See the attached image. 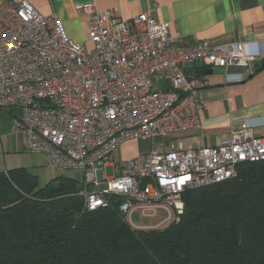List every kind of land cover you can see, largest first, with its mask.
I'll return each instance as SVG.
<instances>
[{
    "label": "built area",
    "instance_id": "built-area-1",
    "mask_svg": "<svg viewBox=\"0 0 264 264\" xmlns=\"http://www.w3.org/2000/svg\"><path fill=\"white\" fill-rule=\"evenodd\" d=\"M76 9L89 21L84 45L67 36L56 15H42L27 0L0 4V110H19L14 131L25 138L24 152L43 154L46 166L60 172L81 173L86 210L117 198L132 229L163 228L178 221L185 191L233 179L241 164L264 162V136L235 118L239 127L219 145L153 148L106 178L107 160L121 143L199 127L202 85L186 75L189 65L247 69L258 53L240 42L177 46L182 38L149 13L125 22L116 7ZM136 211L163 216L139 227L131 220Z\"/></svg>",
    "mask_w": 264,
    "mask_h": 264
},
{
    "label": "trees",
    "instance_id": "trees-1",
    "mask_svg": "<svg viewBox=\"0 0 264 264\" xmlns=\"http://www.w3.org/2000/svg\"><path fill=\"white\" fill-rule=\"evenodd\" d=\"M80 183L39 188L24 167L0 171V264H264V162L187 190L178 221L132 229L117 202L88 211Z\"/></svg>",
    "mask_w": 264,
    "mask_h": 264
},
{
    "label": "crops",
    "instance_id": "crops-1",
    "mask_svg": "<svg viewBox=\"0 0 264 264\" xmlns=\"http://www.w3.org/2000/svg\"><path fill=\"white\" fill-rule=\"evenodd\" d=\"M6 1L0 0V4ZM27 1L44 16L56 15L67 36L82 45L86 44L89 21L76 6L93 3L100 10L116 7L119 18L125 22L149 13L157 22L166 24L171 35L182 38L177 46L201 42L220 46L240 42L247 45V50L258 53V58L247 69H213L203 74L205 69L200 65H189L185 69L186 75L202 85L199 99L204 108L198 113L199 127L152 140L134 139L121 143L109 156L105 167L110 166L113 174L114 167H120L153 148L164 152L172 148L199 149L219 145L239 127V124L232 123L235 118L253 123L257 126L254 135L264 136V0ZM158 86L163 83L158 82ZM17 117L19 110L16 108L0 110V153L4 152V144L7 152H22L24 149V136L14 131ZM2 168L6 171L17 167L3 164ZM155 224L157 222L145 227Z\"/></svg>",
    "mask_w": 264,
    "mask_h": 264
},
{
    "label": "rangeland",
    "instance_id": "rangeland-1",
    "mask_svg": "<svg viewBox=\"0 0 264 264\" xmlns=\"http://www.w3.org/2000/svg\"><path fill=\"white\" fill-rule=\"evenodd\" d=\"M3 151V153H0V170L3 171V164L5 165V167L10 168H27L28 171L31 172V174L37 177L39 188L44 187L50 180H54L59 176L68 177L78 182L82 181L81 173L76 170L60 172L56 169L47 167L45 164V157L41 153H26L23 151L7 152L5 144L3 145ZM114 155L115 157H118L116 153ZM105 175L106 178H110L113 176L112 168L110 166L105 169ZM162 216L163 215L161 213L153 218L149 216H141V214L136 211L133 213L131 220L134 225L145 227L158 222V220L162 218Z\"/></svg>",
    "mask_w": 264,
    "mask_h": 264
},
{
    "label": "water",
    "instance_id": "water-1",
    "mask_svg": "<svg viewBox=\"0 0 264 264\" xmlns=\"http://www.w3.org/2000/svg\"><path fill=\"white\" fill-rule=\"evenodd\" d=\"M210 72H211L210 69H205V70L203 71V74H207V73H210Z\"/></svg>",
    "mask_w": 264,
    "mask_h": 264
}]
</instances>
